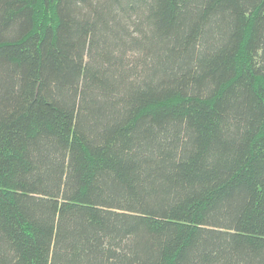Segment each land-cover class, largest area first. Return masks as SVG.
Listing matches in <instances>:
<instances>
[{"label":"trees","instance_id":"trees-1","mask_svg":"<svg viewBox=\"0 0 264 264\" xmlns=\"http://www.w3.org/2000/svg\"><path fill=\"white\" fill-rule=\"evenodd\" d=\"M0 264H264V0H0Z\"/></svg>","mask_w":264,"mask_h":264},{"label":"rangeland","instance_id":"rangeland-1","mask_svg":"<svg viewBox=\"0 0 264 264\" xmlns=\"http://www.w3.org/2000/svg\"><path fill=\"white\" fill-rule=\"evenodd\" d=\"M41 18L43 19V22H44V23H47V22L45 21L44 17L41 16Z\"/></svg>","mask_w":264,"mask_h":264}]
</instances>
